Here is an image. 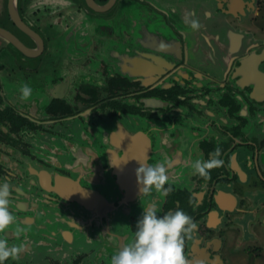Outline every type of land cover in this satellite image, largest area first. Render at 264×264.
<instances>
[{
    "label": "flooded vegetation",
    "instance_id": "1",
    "mask_svg": "<svg viewBox=\"0 0 264 264\" xmlns=\"http://www.w3.org/2000/svg\"><path fill=\"white\" fill-rule=\"evenodd\" d=\"M93 1L100 7L109 2ZM121 1L115 0L102 12L89 7L86 0H15L17 15L33 32L31 36L13 24L10 0H0V28L14 35L33 55H25L3 38L0 50L14 48V58L21 63L47 61L45 67L39 63L27 69L43 86L44 97L10 104L3 99L0 88V98L21 116L42 126L44 130L36 135L59 138L64 144V149H58L42 143L37 152H31L33 146L21 147L30 153L27 156L9 146L0 149L1 155L14 162L13 168L0 162V180L17 183L10 187V211L15 217L10 225H17L22 233L11 232L9 225L2 234L20 240L16 245L20 252L13 261L35 264L31 258L26 259L34 254L35 245L49 248L46 250L56 255L64 251L62 245L50 249V243L60 237L58 232L49 233L48 210H34L43 214L41 228L21 222L27 213L31 214V206L25 211L16 202L34 200L47 206L55 201L60 209L69 211L66 216H76L75 207L81 208L77 216L81 218V229H72L73 239L64 242L66 245H73L75 233L84 235L87 244L100 243L69 262H61L64 253L61 260L46 257L48 264H110L111 256L132 241L135 223L149 203H155L158 215L180 208L196 222L191 239L184 240L189 264H264L259 242L264 233V0H205L206 4L201 0H128L129 28L118 35L112 23L118 20ZM192 19L198 20V29L190 26ZM102 25L111 31L105 43L98 31ZM118 42L124 45L121 52ZM105 64L109 69L103 70ZM71 67L76 69V76ZM45 76L50 80L42 83ZM78 77H95L104 81L105 88L84 80L74 91ZM70 93L74 94L69 98ZM54 102H61L68 112L48 113L46 108ZM33 103L44 107L43 119L24 112ZM127 117L141 130H128L121 123ZM74 123L83 126L85 131H80L79 137L85 143L71 139L72 133L66 127L72 129ZM57 126L65 128L66 134L56 130ZM136 137L138 141L133 145ZM69 144L82 148L83 155L89 157V164L81 168H96L91 173L97 176L95 180L83 176L77 182V175L72 178L62 172L60 168H73L57 159L66 154L75 160ZM217 147L223 163L209 169L206 177L195 174L192 163L208 160ZM16 151L19 158L34 161L36 155H42L46 160L21 167L15 160ZM128 155L133 157L131 165V159L127 164ZM256 157L258 166L254 168ZM55 159L60 165L54 163ZM137 161L163 165L168 177L164 187L172 190L166 196L155 188L140 193L135 179ZM18 168H26V176L22 177ZM28 168L37 173L30 174ZM49 168L54 171L44 187L37 174L49 172ZM60 177L74 179L103 202L86 197V206L67 200L54 185ZM23 182L26 188L21 186ZM238 183L251 185V191L258 190L254 198L245 199L247 209L240 213ZM107 185L112 189L110 198L97 188ZM117 224L122 226L120 230ZM30 229L43 239L30 240ZM43 231L47 232L45 236ZM24 233L28 234L21 241Z\"/></svg>",
    "mask_w": 264,
    "mask_h": 264
},
{
    "label": "clouds",
    "instance_id": "2",
    "mask_svg": "<svg viewBox=\"0 0 264 264\" xmlns=\"http://www.w3.org/2000/svg\"><path fill=\"white\" fill-rule=\"evenodd\" d=\"M193 29L199 28L196 19L190 21ZM32 88L25 83L20 88L22 97L31 95ZM208 160L196 159L192 163L195 174L208 176L209 169L219 167L223 161L220 159V149L215 148ZM138 162L135 169V179L140 193H149L152 188L167 195L172 189L164 187L168 177L165 167L161 164H148ZM10 187L7 181L0 182V232H4L15 221L9 208ZM197 228L196 222L184 210L177 208L158 215L155 203H149L135 223L133 239L121 247L110 258V264H189L184 253L185 238L191 239V234ZM21 229L17 228V234ZM20 248L9 245L7 238H0V264L9 258H16Z\"/></svg>",
    "mask_w": 264,
    "mask_h": 264
},
{
    "label": "rangeland",
    "instance_id": "3",
    "mask_svg": "<svg viewBox=\"0 0 264 264\" xmlns=\"http://www.w3.org/2000/svg\"><path fill=\"white\" fill-rule=\"evenodd\" d=\"M185 1L189 2V3H191V2L195 3L197 0H182V2H185ZM201 1H202V3L204 2V4L207 3L205 0H201ZM119 4H120V8L118 9V14H119L118 20L113 22L112 26L114 27V29H116V31H118V35H121L124 30L127 31L128 28H129V16H130V8H131V6H130L128 0L127 1L123 0ZM142 9H144V8H142ZM138 12H140V11H138ZM142 18H143V15H140L139 19H141V24L143 22ZM98 31H100V34H102V37H103L102 43H105V39L107 37L110 38V32H111L110 29L108 27H106L105 25H102V27L100 29H98ZM141 37H143L142 34H141ZM0 44H2L1 39H0ZM117 46H118V49L120 50L124 45L121 42H118ZM105 48L106 47L103 45V51L104 52H105ZM121 51L122 50H120V52ZM13 54H15V50H14V48H11V47H10L9 50L7 49L6 51H1L0 50V88L2 89L1 93H2L3 99H5V101H7L8 103L11 104V102H19V101H21V102L24 103L25 101H33L34 98H37V97L39 99L44 97L45 95L41 94V93H45V91L42 89L43 86L40 85V83L38 84L37 81H35L36 77L32 75L34 73L32 71H29V70L32 67L40 66L42 63L44 64V67H45L46 66L45 63L47 61H42L41 63L40 62H36L35 63V62H31V61H26L24 63H21V62H19L18 59L14 58ZM121 59H119V62H118L119 64L121 63L120 62ZM39 63H40V65H39ZM71 66H73V65H71ZM75 66H77V65H75ZM108 67H109V65L105 64V65H103L102 68H103V70H106V69H109ZM27 69H29V70L27 71ZM71 69H73L72 71L74 72V74H72V75L74 76L76 74L75 73L76 69L72 68V67H71ZM47 74H49V73H47ZM44 75H46V73ZM49 77L50 76H45V77L41 78L43 80L42 83L48 82V80H50ZM55 77L57 78V75ZM39 80H38V82H39ZM77 80L78 81H76V84H75V86H76L75 89L76 90H74V91L79 90V87H77V86L79 85V82L83 83L84 80H86L88 82V84H91L92 86H95L96 88H103V89L105 88L104 81L102 82V81L96 79L95 77L88 78V80L87 79H83L81 77H78ZM25 83L29 84L31 86V88H32V93L27 98L22 97L21 94H20V88ZM70 92H72V89L70 90ZM73 94L74 93H70L68 97L70 98V95L72 97ZM45 102H46V98L43 100L42 104H45ZM32 106H33V108L31 110L27 109L28 111H24L23 108L20 107L21 108L20 112L24 111V112H27V113H31L32 116H34V117L38 116V117H40V119H43V117L41 115V112L43 111L44 107H42V108L40 106L38 107V105L36 106V103H33ZM121 121H122L121 123L125 124L126 128L128 130L132 131V132H136V131L141 130V128L136 127L133 124V121H131L128 117L125 118V120H121ZM59 127L60 126H57V127H55V129L56 130H60V131L63 130V132H61V133H63V135H65L66 134V132L64 133L65 128L63 129L62 127H60V129H59ZM66 128H67L68 132L72 133V138L71 139L73 141H75L77 143H85V142H82L81 141L82 138L79 137V132L80 131L81 132L85 131L81 124L74 123L72 125V129H69L68 127H66ZM33 140L36 141L35 142L36 146L32 147L31 152H37V150L40 149V145L42 143H46V144L50 145V147H52V148L64 149V144H63L62 140L59 139V138L57 140L56 139L52 140V139L49 138V136L48 137H41L38 134L37 135L34 134ZM30 143H32V142L30 141ZM249 150H252V148H250ZM9 152H10L11 155H14V151L9 150ZM246 152L248 154L252 153L250 151H246ZM34 156H35V154H34ZM15 157H16L15 160L19 161V164H20L21 167H23V166L25 167L31 161H32L31 162L32 164L37 165L38 161L41 162V161L46 160L45 157H43L42 155L41 156L40 155H36L34 161L30 160V159L28 160V159H25V158H22V157L19 158L17 151L15 152ZM256 158H257V161L255 162V160H254V162L252 163L254 168H255V165L258 166V157H256ZM57 159L62 164L72 163V161H73L71 156L66 155V154H64L63 156H57ZM10 161L12 162V160H11V158L9 156L0 154V162L2 164H8L9 163L11 165V167L13 168L14 162L11 163ZM50 161L53 162L52 159ZM18 170H19V172L22 173V177L26 176V168H18ZM48 170L49 171H54L53 168H49ZM62 172L65 173V174H69L72 178H77L75 174H72V173H70L67 170H64ZM0 181L3 182L2 180H0ZM8 184H9V187H11L12 185L17 184V183L14 181L12 184H10V183H8ZM244 184L238 183V186L236 188L237 194L241 198V200H240L241 202H240V205H239L240 208H241V211H238V213L242 212V210H244V209H247L246 208L247 205L245 204V199L254 198V196H255L254 194L255 193L258 194V192H257L258 190L257 191H251L252 189L250 190V188L252 187L251 185L245 184V186H243ZM21 186L23 188H26L25 182H23L21 184ZM86 186H88V185H86ZM89 187H91V186H89ZM97 188H99L108 198L112 197V189H111L110 185H107L106 187L97 186ZM256 199H258V196L256 197ZM16 204H18V202H16ZM10 207H11V205L9 204V208ZM75 211H76V217H77L78 215H80L81 208L76 206L75 207ZM58 212H60V214L63 215V216H66L69 213V211H63L62 209L58 210ZM83 213H84V211H83ZM49 217L51 219H53L51 215H49ZM117 227H118L117 230H120L122 228V226L120 224H117ZM17 228H18L17 225H10L9 226V229H11V232L13 230L15 233H17ZM23 230H27V228L24 227ZM111 230H114V229L111 227ZM30 231L32 232V233L30 232L28 234L29 237L32 238L30 240H34L35 242H38L39 238L43 239L40 236H36V233H35L34 229H30ZM122 231L123 230H121L120 233ZM19 233L21 234L22 230ZM43 233H45V232L43 231ZM2 234H3V232H0V237L2 236ZM38 234H40V233H38ZM46 240H48V239H46ZM50 242H52V241H50ZM86 242H87V238L84 235L79 234V233H75L74 243H73L72 246L66 245L59 238H58V240L56 242L54 241V242L50 243L51 244V247H50L51 250L53 249V247L55 245H62L63 246L64 251L62 253H59L60 255H56L54 253H49L48 250H46V249H49V248L41 249V248L36 247V245H35L34 248L32 249L33 250L32 252H34V254L32 255V257H30V254H28L26 256V259L31 258L32 261L35 264H48L47 260H46V257H50L51 259H54V260H56V259L61 260L62 259L61 258V254L64 253L66 257L64 259H62L61 262H64V261L69 262L72 258H74L75 255H77L78 253L83 252V250H87L88 248H91V247L98 248V246H100V243H97L95 241H92L90 244H87ZM259 242L261 244L260 248L262 249V254H263V257H264V233L263 232L261 233ZM263 257L261 259H263Z\"/></svg>",
    "mask_w": 264,
    "mask_h": 264
},
{
    "label": "crops",
    "instance_id": "4",
    "mask_svg": "<svg viewBox=\"0 0 264 264\" xmlns=\"http://www.w3.org/2000/svg\"><path fill=\"white\" fill-rule=\"evenodd\" d=\"M264 37V36H263ZM33 106L29 107L28 109H32ZM69 149L71 150V152L74 154L75 156V160L68 164L73 166V168H60L62 170H67L69 172H72L73 174L77 175V182H79V180L81 179V177L85 176L86 178H89L90 180H95V177H97L96 175H91V173L93 172V170H95L96 168H81L84 165H88L89 164V157H86V155H83L82 152V148L75 146L74 144H69ZM89 155V154H87ZM55 164H59L60 162H58L56 159L54 160ZM67 164V163H66ZM57 169V168H56ZM55 169V170H56ZM30 174H36L37 170L34 168H28ZM49 172H42V173H38L37 176V180L40 184H42V186L47 187L48 185L46 184L47 182L50 183L52 174ZM87 174H89L90 176H88ZM88 176V177H87ZM94 177V178H93ZM67 179L73 181L74 179L70 178V177H66ZM36 202V203H35ZM29 205L31 206L30 208V212L31 214L27 213L25 215V217H23L21 219V222L24 225H28V226H34L35 224L37 225L38 228L42 227V222L44 221L42 215H39L36 213V211H34L37 207H41L43 210H48L49 215L52 216L53 219H51L49 217L50 220V225L49 226L51 229H49V233H51V235H55L56 232H58L60 239L63 240V242L66 243H70L73 239V232L72 229L73 228H78L81 229L78 225L80 223V217H76L74 215L72 216H63L60 214V212H58V210H60L61 205L59 203L56 204V202L54 201L51 205H45L40 203L39 201H34L31 200L29 203L27 202H22V203H18V207L22 210L27 211ZM62 208V207H61ZM42 210V211H43ZM56 210V211H55ZM44 212V211H43ZM39 220V221H38ZM41 220H43L41 222ZM48 222V221H47ZM43 233V232H42ZM48 233V234H49ZM45 234L47 233H43V236H45ZM43 241V242H42ZM42 243L47 244V242H45L44 240H41Z\"/></svg>",
    "mask_w": 264,
    "mask_h": 264
},
{
    "label": "trees",
    "instance_id": "5",
    "mask_svg": "<svg viewBox=\"0 0 264 264\" xmlns=\"http://www.w3.org/2000/svg\"><path fill=\"white\" fill-rule=\"evenodd\" d=\"M46 111L50 114H66L68 108L64 107L61 102H54L46 108ZM44 130L42 126L35 122L30 121L28 118L21 116L17 113L16 109L10 105L4 104L0 98V149L3 145L16 148L18 151H23V154L27 152L21 147L36 146L33 140L34 134ZM47 131V130H45ZM30 139V140H29ZM30 141L32 143H30ZM30 154V153H29ZM29 154H26L29 155ZM0 171V176H1ZM28 233L21 235V241L26 238ZM2 235L0 238H3ZM20 240L7 239L8 244L18 245ZM15 258L9 257L4 264H19L17 261H13ZM16 260V259H15ZM79 260V259H78ZM12 261V262H11Z\"/></svg>",
    "mask_w": 264,
    "mask_h": 264
},
{
    "label": "water",
    "instance_id": "6",
    "mask_svg": "<svg viewBox=\"0 0 264 264\" xmlns=\"http://www.w3.org/2000/svg\"><path fill=\"white\" fill-rule=\"evenodd\" d=\"M87 4L89 7H91L92 9H95L97 11H107L109 8H111V6L114 4L115 0H109V2L100 7L97 6L95 4V2L93 0H86ZM9 12H10V17L11 20L13 22V24L23 30L26 34L33 36V32L30 31L19 19L16 9H15V0H10L9 3ZM0 38L5 39L8 43H10L13 47L18 48L19 50H21L25 55L27 56H32L33 53L31 50H28L27 48H25L18 40L17 38L12 35L10 32H8L5 29L0 28ZM137 138L136 140L133 142V145L137 143ZM130 156L128 155V159H127V164H129L130 162ZM133 159V157H132ZM130 162V165L132 164V160ZM136 164V163H135ZM56 182H54V185H56V190L58 192V194L60 193V195H62V197L66 198L67 200H74L77 202H80L86 206H89L88 204V198L91 200L94 199L95 201H98V203H102L103 200L100 198V196H97V198H95V196H93L91 194V191L85 190L83 188L80 187L79 184H77V182H73L71 180L68 179H64L62 177H60L58 180H55ZM68 185V186H67ZM88 197V198H86ZM86 198V199H85Z\"/></svg>",
    "mask_w": 264,
    "mask_h": 264
}]
</instances>
